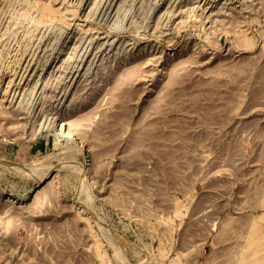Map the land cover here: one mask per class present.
Returning <instances> with one entry per match:
<instances>
[{"label": "rangeland", "instance_id": "obj_1", "mask_svg": "<svg viewBox=\"0 0 264 264\" xmlns=\"http://www.w3.org/2000/svg\"><path fill=\"white\" fill-rule=\"evenodd\" d=\"M0 264H264V0H0Z\"/></svg>", "mask_w": 264, "mask_h": 264}, {"label": "bare ground", "instance_id": "obj_2", "mask_svg": "<svg viewBox=\"0 0 264 264\" xmlns=\"http://www.w3.org/2000/svg\"><path fill=\"white\" fill-rule=\"evenodd\" d=\"M34 164V163H33ZM36 165H37V163H36ZM30 167V166H29ZM13 169H14V167H13ZM18 168L16 167V170H17ZM21 170V169H20ZM23 171V170H22ZM45 177V176H44ZM43 178V177H42ZM42 178H40V179H42ZM39 179V178H38ZM39 181V180H38ZM40 182V181H39ZM101 225V224H100ZM101 228V227H100ZM111 235V234H110ZM113 237H114V235H113ZM117 239V238H116ZM128 249V248H127Z\"/></svg>", "mask_w": 264, "mask_h": 264}]
</instances>
